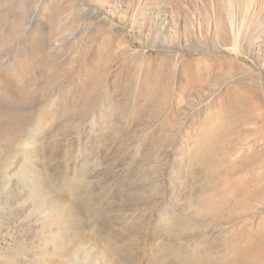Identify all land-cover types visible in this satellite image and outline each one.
<instances>
[{"label": "rangeland", "instance_id": "obj_1", "mask_svg": "<svg viewBox=\"0 0 264 264\" xmlns=\"http://www.w3.org/2000/svg\"><path fill=\"white\" fill-rule=\"evenodd\" d=\"M79 237L264 264V0H0V264Z\"/></svg>", "mask_w": 264, "mask_h": 264}, {"label": "bare ground", "instance_id": "obj_2", "mask_svg": "<svg viewBox=\"0 0 264 264\" xmlns=\"http://www.w3.org/2000/svg\"><path fill=\"white\" fill-rule=\"evenodd\" d=\"M58 215H59V218L64 216L61 213V210H60V213H58ZM64 218H66V217H64ZM80 239H78L77 241L68 242V244H67V242H65L64 239L58 240V243L56 245L57 251H59V253L61 252V253L65 254V255L68 253L67 255L69 256V255H71V253L74 254L77 251L81 252V251H86V250L90 249L91 253L94 254L93 264H126L124 261H118L114 257L115 255H113V254H116V250L112 246H109V245L106 246V243H104L105 245L103 244L104 245L103 246L102 244H99L100 242L96 243V244H94L95 243L94 242V243L90 244V246H85L86 244L84 245V242H83L84 240L82 241V239L81 240ZM187 255L188 254H186V255L177 254V255H175L174 259L181 261L182 263L185 264L189 260V257ZM182 263H180V264H182Z\"/></svg>", "mask_w": 264, "mask_h": 264}]
</instances>
